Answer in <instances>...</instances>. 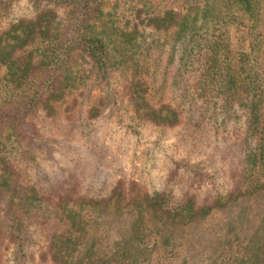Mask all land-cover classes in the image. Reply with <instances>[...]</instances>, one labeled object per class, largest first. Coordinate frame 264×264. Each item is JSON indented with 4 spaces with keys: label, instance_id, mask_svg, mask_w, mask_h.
Here are the masks:
<instances>
[{
    "label": "trees",
    "instance_id": "trees-1",
    "mask_svg": "<svg viewBox=\"0 0 264 264\" xmlns=\"http://www.w3.org/2000/svg\"><path fill=\"white\" fill-rule=\"evenodd\" d=\"M16 1L0 0V237L13 242L14 264H24L28 226L46 221L51 264H179L177 249L184 247L173 240L186 233H206L203 248L220 246L233 229L207 233L213 225L202 219L264 191V0H121L112 16L104 13L105 0H30L32 18L1 27ZM116 74L124 78L128 101L136 100L135 113L171 131L187 152L205 153L219 133H233L243 122L239 166L230 171L228 189L203 199L165 188L138 196L120 180L107 197H75L63 170L37 172L31 186L17 183L20 162L27 173L34 152L56 130L62 135L56 145L83 141L87 162L99 164L91 143L96 126L78 93L88 84L107 87L102 105L114 107L119 96L108 88ZM91 112L99 111L92 105ZM45 182L51 190L63 188L52 203L41 195ZM75 205L87 207V221ZM114 236L123 244L111 245L114 257L95 256ZM230 237L214 264H264V230L252 243ZM83 244L85 258L73 261Z\"/></svg>",
    "mask_w": 264,
    "mask_h": 264
},
{
    "label": "rangeland",
    "instance_id": "rangeland-1",
    "mask_svg": "<svg viewBox=\"0 0 264 264\" xmlns=\"http://www.w3.org/2000/svg\"><path fill=\"white\" fill-rule=\"evenodd\" d=\"M119 2L121 0H105L104 13L112 16L115 11L113 7ZM32 16H34V7L30 0H18L14 2L9 16L3 21L1 27L6 26L9 22L32 18ZM74 68L75 70L81 69L75 66ZM89 85L78 94H82L79 101L81 99L83 101V109L87 111V116H85L92 125L96 126L94 129L90 127L94 137L97 138L91 143L95 142L96 155L102 158L99 164L93 166L87 162L82 150L83 141L76 140L71 146L59 147L56 145V141H59L57 138L61 135L56 130L50 138H47L46 147L34 152V161L28 167L27 173L24 170L26 168L24 160L16 168L18 172L16 181L20 186H31V181H34L37 172L52 175L63 170V177L68 180L66 189L73 183L71 189H73L72 195L75 197H97V199L107 197L120 180L127 181L125 189H129L131 194L138 196L144 193L152 194L165 188L177 197L188 193L203 199L206 196L220 193L222 189H228L230 171L239 166L241 157L242 121L236 122V129L233 133L224 132L217 135L215 143L217 147L215 144H211L205 153H191L187 152V149L178 141L179 138L171 131H161L135 113L133 103L136 100L128 101L124 90L126 84L123 76L114 75L108 88L116 91L119 96L114 107L104 106V108L102 105L105 103L103 99L109 92L107 87L92 88ZM89 89H92L91 95L88 94ZM87 94L90 96L88 97ZM70 102L69 106L71 107L74 103ZM92 105H95L99 111L95 117L94 112L88 113ZM62 106L64 108V104ZM70 111L72 112L71 109ZM60 116L62 117L64 114L61 113ZM8 156L13 159L15 152L7 155V158ZM42 186L45 189L41 194L44 197V203L46 200L52 203L63 191V188L60 189L56 186L51 190L50 185L46 182ZM49 209V212H52L53 205ZM73 210L76 214L84 217L85 221L89 219L86 206L75 205ZM146 216L147 213L143 214L144 218ZM122 218L125 219V215ZM97 219L102 221V215ZM206 220L213 225L207 227V233H213V229L222 232V229L231 227L233 230L230 233V240L234 239L236 235V239H240L241 242L252 243L264 230V191H257L251 196L233 201L227 207L219 209L216 216L202 219L203 222ZM191 223L194 224L195 221ZM150 224L147 225L150 226ZM49 225L46 221L41 225L28 226V232L32 236L27 242L24 264H51L45 256L50 234ZM125 227L123 228L125 229ZM147 233L145 232V234ZM202 234L203 236H200L199 233L198 235L186 233V238L175 236L174 243H181L184 247L177 249L182 253L177 258L179 264H214L220 259L221 252L230 235L225 234L228 237L222 240L220 246L213 249L203 248L201 243H207L210 238H206V233L202 232ZM116 237L114 236L113 241H103L101 245L108 246L109 244L110 246L108 248L101 247L94 255L105 257L104 259L113 258L116 248L111 245L114 243H117L118 246L123 245L122 242L118 243L115 240ZM0 240L2 241L0 264H14L13 242L6 235H1ZM125 241H128L129 244L132 243L129 239H125ZM142 247L143 245L139 247V250ZM86 249L85 244L79 246L71 254L72 260L85 258Z\"/></svg>",
    "mask_w": 264,
    "mask_h": 264
}]
</instances>
